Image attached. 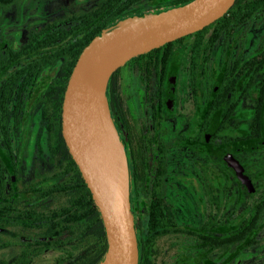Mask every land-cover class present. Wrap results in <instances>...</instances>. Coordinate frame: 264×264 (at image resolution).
I'll return each mask as SVG.
<instances>
[{"label": "flooded vegetation", "instance_id": "flooded-vegetation-1", "mask_svg": "<svg viewBox=\"0 0 264 264\" xmlns=\"http://www.w3.org/2000/svg\"><path fill=\"white\" fill-rule=\"evenodd\" d=\"M128 2L143 13L164 1L0 0V254L13 255L0 264H20L28 246L29 264L54 252L38 253L36 222L60 192L84 195L64 95L101 23L91 16ZM238 3L217 38L180 40L150 64L133 57L109 80L138 264H264V0Z\"/></svg>", "mask_w": 264, "mask_h": 264}, {"label": "water", "instance_id": "water-1", "mask_svg": "<svg viewBox=\"0 0 264 264\" xmlns=\"http://www.w3.org/2000/svg\"><path fill=\"white\" fill-rule=\"evenodd\" d=\"M235 2L190 0L131 15L103 29L80 53L64 95L63 134L104 223L107 247L99 264H138L125 145L108 102L111 76L131 58L210 25Z\"/></svg>", "mask_w": 264, "mask_h": 264}, {"label": "trees", "instance_id": "trees-1", "mask_svg": "<svg viewBox=\"0 0 264 264\" xmlns=\"http://www.w3.org/2000/svg\"><path fill=\"white\" fill-rule=\"evenodd\" d=\"M152 1L154 0H151V2ZM163 1L162 4L151 8L149 7V9L145 11L157 12L184 4L190 0ZM130 6L131 4L128 2L122 8H118L113 14L109 13L107 15L91 16L93 19H102L101 23L94 30L86 32L87 36L85 43L80 46L77 55L107 26L123 17L146 13H141V10L137 9L129 10L128 8H130ZM238 7L239 3L238 0H236L232 8L222 17L203 29L135 57H155L154 59H140L141 63L150 64L158 62V57L160 56L172 55L180 40H203L208 38L210 33H215L212 37L217 38L222 33L224 27L231 22L232 18L237 17ZM75 166L78 173L81 174L76 163ZM54 199L53 212L50 219H48L49 217L46 215L47 213H45L41 221L36 222L38 253L43 249H53L56 254L53 264H99L107 247L106 233L104 231V223L101 214L92 198L86 181L84 195L79 194L77 190L75 193L69 190V192H60ZM40 215L42 214L38 213V216ZM31 247L33 246H28V248L24 249L20 254L17 260L20 264H29L31 259L35 256L34 252L31 253L33 250Z\"/></svg>", "mask_w": 264, "mask_h": 264}, {"label": "rangeland", "instance_id": "rangeland-1", "mask_svg": "<svg viewBox=\"0 0 264 264\" xmlns=\"http://www.w3.org/2000/svg\"><path fill=\"white\" fill-rule=\"evenodd\" d=\"M146 13H150L146 11ZM13 255L11 254H0V259H10ZM56 254L53 251L44 252L38 255V257L33 261L32 264H53Z\"/></svg>", "mask_w": 264, "mask_h": 264}]
</instances>
